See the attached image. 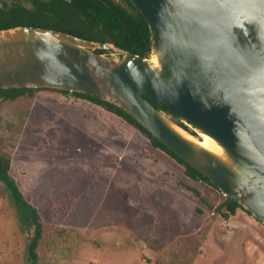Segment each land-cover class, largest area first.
<instances>
[{
    "label": "water",
    "instance_id": "water-1",
    "mask_svg": "<svg viewBox=\"0 0 264 264\" xmlns=\"http://www.w3.org/2000/svg\"><path fill=\"white\" fill-rule=\"evenodd\" d=\"M127 1L148 25L155 63L17 26L0 30V89L64 90L117 106L264 225V0Z\"/></svg>",
    "mask_w": 264,
    "mask_h": 264
},
{
    "label": "rangeland",
    "instance_id": "rangeland-1",
    "mask_svg": "<svg viewBox=\"0 0 264 264\" xmlns=\"http://www.w3.org/2000/svg\"><path fill=\"white\" fill-rule=\"evenodd\" d=\"M0 154L33 208L50 172L81 179L79 204L93 191L98 197L85 223L55 226L47 210L20 219L0 183V264H264L261 222L241 209L221 218L213 210L225 197L219 190L190 180L143 135L74 97L1 101ZM38 225L34 263L28 249Z\"/></svg>",
    "mask_w": 264,
    "mask_h": 264
},
{
    "label": "trees",
    "instance_id": "trees-1",
    "mask_svg": "<svg viewBox=\"0 0 264 264\" xmlns=\"http://www.w3.org/2000/svg\"><path fill=\"white\" fill-rule=\"evenodd\" d=\"M17 26H35L57 30L84 40L110 44L146 59L151 55V37L148 25L139 11L127 0H0V30ZM96 52L108 54L101 50H96ZM37 93L49 94L59 100L74 97L84 104L99 109L103 114L113 117L143 135L153 148L162 151L179 164L190 180L218 190L206 177L173 154L132 117L113 104L76 92L44 88L0 89V102L15 101L20 97L34 96ZM151 104L180 126L186 128L173 113L154 102ZM12 171L13 166L10 159L0 154V183L5 186L16 208L17 215L22 220L28 219L30 216L35 217L40 209L49 212V220L55 226H62L63 222L67 220H71L75 225H80L88 220V215H91L97 203L98 197L95 195V191L83 203L77 202L81 179L75 174L50 172L36 188V192L41 198L38 208H33L23 199L11 176ZM182 186L200 200L202 199L195 188L186 183H183ZM74 206H77V210L72 212ZM238 209L243 210L228 197H224V200L213 208L224 220L233 216ZM33 235L28 250L29 255L36 263V255L33 250L36 248L34 242L40 239L39 225Z\"/></svg>",
    "mask_w": 264,
    "mask_h": 264
},
{
    "label": "bare ground",
    "instance_id": "bare-ground-1",
    "mask_svg": "<svg viewBox=\"0 0 264 264\" xmlns=\"http://www.w3.org/2000/svg\"><path fill=\"white\" fill-rule=\"evenodd\" d=\"M152 63H155V59H150ZM201 144L207 148H210L212 150H216V146L213 144V142L205 135H201Z\"/></svg>",
    "mask_w": 264,
    "mask_h": 264
}]
</instances>
